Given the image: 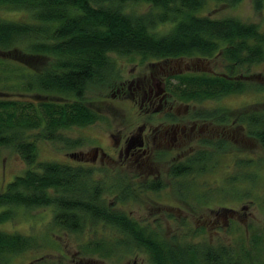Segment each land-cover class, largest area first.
Instances as JSON below:
<instances>
[{"label": "trees", "instance_id": "1", "mask_svg": "<svg viewBox=\"0 0 264 264\" xmlns=\"http://www.w3.org/2000/svg\"><path fill=\"white\" fill-rule=\"evenodd\" d=\"M207 1L0 0V6L29 15L28 20L0 18V64L17 63L19 71L28 70L19 77L36 98H0V147H12L27 165L22 174L0 187V206H5L0 223L12 219L16 207H53V225L63 231L82 233L87 225L93 227L94 238L79 248L82 255L111 257L122 249H136L145 251L153 264H264L263 233L253 231L248 244L244 246L242 241L237 247L214 248L206 240L168 241L115 205L129 200L128 187L120 182L106 186L96 179L92 166L38 160L36 140L27 133L36 129L38 138L79 145L78 140L63 138L60 130L101 119L84 98L91 87L117 77L112 54L138 55L143 61L221 57V73L201 71L167 77V99L170 96L183 104L218 100L251 88L252 83L242 77L250 76L251 67L264 62V30L258 23L232 16L199 14ZM213 1L234 4L240 0ZM140 2L146 3L148 10H126L127 5ZM256 4L260 7L259 0ZM163 25H168L165 32L158 30ZM195 115L245 128L264 148V109L217 107ZM203 143L220 151L226 148L224 141ZM208 153L199 150L171 164L169 173L175 178L202 174L209 167ZM157 180L147 187L141 185L142 189L158 190L162 184ZM114 187L120 193L107 203L104 195ZM104 228L115 230L118 237H104L99 231ZM34 246L32 236L0 230V264Z\"/></svg>", "mask_w": 264, "mask_h": 264}, {"label": "rangeland", "instance_id": "2", "mask_svg": "<svg viewBox=\"0 0 264 264\" xmlns=\"http://www.w3.org/2000/svg\"><path fill=\"white\" fill-rule=\"evenodd\" d=\"M256 1L240 0L230 4L209 0L198 13L212 18L236 17L258 23L264 30V0H259L260 7H257ZM126 10L141 13L148 10V5L143 2L129 4ZM0 18L28 20L29 15L0 6ZM167 29L168 25L158 27L162 32ZM111 57L118 72L117 77L91 87L84 98L101 115V119L89 125L60 130L63 138L80 141L77 146H70L61 140L38 138L36 129L28 131L29 138L36 140L38 160L92 166L97 171L96 179L106 186L120 182L128 187L131 196L126 202L115 205L121 206L142 225H149L168 241L201 243L206 240L215 248L219 245L237 247L242 241L246 246L253 231L263 233L264 237V148L246 133L245 128L195 117L203 110L217 107L236 111L263 110L264 62L252 66L250 76L242 77L249 80L253 87L242 93L188 104L179 103L169 96V99H157L155 104L144 102L142 105L144 93L154 85L153 78L167 85L165 75L169 74L221 73L224 71V61L221 57L145 61L133 54H112ZM16 65L0 64V98L36 99L32 91H26L25 83L19 77L28 70L19 71ZM256 86L262 89L256 90ZM177 116L186 124L198 123L197 128L176 148L167 144L159 151L155 150L154 160L147 162L146 166L136 163L121 167L113 162L100 163L99 160L96 163L78 161V154L84 153L87 155L85 157H90L87 152H91L92 146H100L104 152L112 154L114 140L109 136L111 132L116 135L118 132L130 133L135 126L149 123L166 125ZM204 140L224 141L226 148L220 151L212 144L203 143ZM148 142L154 148L159 145V139L151 134L148 135ZM199 150L209 152L207 156L210 162L206 171L179 178L169 173L171 164L192 157ZM26 168L25 161L15 149L0 147L1 188ZM155 179H159L157 181L162 184L161 188L156 191L142 189L141 185L147 187ZM119 193L118 187L107 190L104 195L107 203H112ZM4 209L5 206H0V212ZM53 213V207H16L12 219L0 223V230L29 235L36 241L32 249L9 256L5 264H153L145 251L136 249L130 252L122 249L111 257H101L98 253L82 255L79 248L94 238L93 227L87 225L82 233L65 232L53 225ZM99 231L109 239L118 237L111 228Z\"/></svg>", "mask_w": 264, "mask_h": 264}, {"label": "flooded vegetation", "instance_id": "3", "mask_svg": "<svg viewBox=\"0 0 264 264\" xmlns=\"http://www.w3.org/2000/svg\"><path fill=\"white\" fill-rule=\"evenodd\" d=\"M169 75H165V78ZM153 79L154 85L148 88L147 93L143 92L144 98L142 105H144V102L150 105L155 104L154 102H156V100L159 98L167 99L165 82L162 80L155 81L156 77ZM174 118L166 125L149 123V125L143 124L140 126H135V128L132 130L133 132L130 133L118 132L116 135L111 132L109 136L114 140L112 154L104 152L100 146H92L91 152H87L90 157H85L87 155L84 153L78 154V157L80 158L78 161H81L82 163H96V161L99 160L100 163L113 162L121 167L127 164L129 165L136 163H138L139 166H146L147 162L154 160V157L156 156V154H154L155 150L159 151L160 148L162 149V147L166 146L167 144L176 148V146L181 145V142L186 140L188 134L194 131L198 126V123H194L193 125L186 124L183 119L179 118V116ZM169 131L170 134H168ZM150 134L153 136V138L159 139V145H157V148L151 147L150 143L148 142V135ZM83 157H85V159Z\"/></svg>", "mask_w": 264, "mask_h": 264}]
</instances>
